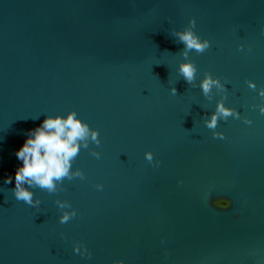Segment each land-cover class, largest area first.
I'll return each instance as SVG.
<instances>
[{
  "label": "water",
  "instance_id": "obj_1",
  "mask_svg": "<svg viewBox=\"0 0 264 264\" xmlns=\"http://www.w3.org/2000/svg\"><path fill=\"white\" fill-rule=\"evenodd\" d=\"M193 18L211 42L189 53L196 84L225 85L211 100L178 71ZM262 88L264 0H0V264H264ZM222 98L240 118L209 129ZM73 110L100 133L72 163L85 178L18 201L29 131Z\"/></svg>",
  "mask_w": 264,
  "mask_h": 264
},
{
  "label": "clouds",
  "instance_id": "obj_2",
  "mask_svg": "<svg viewBox=\"0 0 264 264\" xmlns=\"http://www.w3.org/2000/svg\"><path fill=\"white\" fill-rule=\"evenodd\" d=\"M196 20L193 18L189 25L182 31L173 30V35L178 38V43H182L184 48L182 55L185 58L179 65V73L183 79L192 87L199 86L204 96L210 100L213 98V88L218 91H224L225 85L219 78H214L209 72L205 78L196 84L197 66L189 59V53L195 50L198 54L204 53L209 49L211 42L207 39H201L194 31ZM243 48V45L240 46ZM186 61V62H185ZM248 86L255 90L257 85L253 81H247ZM172 93L177 94V89L173 86ZM259 94L264 97V88L260 89ZM226 98V97H225ZM260 112L264 113V105L260 106ZM229 117L240 118L239 112L231 107H226L222 98L218 103L215 112L211 114L210 119L205 120L209 129L215 130L221 119L225 121ZM245 123L251 124L252 121L245 118ZM214 138L224 139V133L213 131ZM94 142L97 146L101 144L99 129L90 128L89 124L78 118L75 110L63 115H48L42 125L30 130L28 138L24 145L16 153L17 159L22 161V166L18 167L15 173V188L13 189L15 198L31 206H39L40 199H34L32 189L39 188L48 193L63 191L61 187L65 179L72 180L75 177L85 178L83 170L77 168L72 170V163L79 155L81 148L87 149L89 143ZM91 155L97 159L101 153L92 150ZM146 159L154 166L160 162L154 160V154L148 151ZM5 184L12 183V177L8 176L4 180ZM182 183V181H181ZM97 189L103 190V184L96 185ZM56 204L63 211L60 217V223L64 224L76 217L77 210L67 200H56ZM67 209H72L68 211ZM63 235V234H62ZM83 249V251H82ZM74 251L81 255H86L91 259L92 253L88 248L80 243L75 245ZM116 264H125L124 260H119Z\"/></svg>",
  "mask_w": 264,
  "mask_h": 264
}]
</instances>
